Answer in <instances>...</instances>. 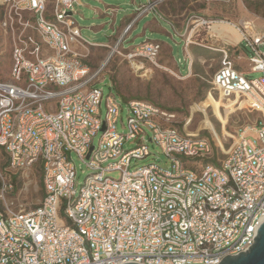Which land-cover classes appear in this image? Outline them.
<instances>
[{
  "label": "built area",
  "instance_id": "2783aa9c",
  "mask_svg": "<svg viewBox=\"0 0 264 264\" xmlns=\"http://www.w3.org/2000/svg\"><path fill=\"white\" fill-rule=\"evenodd\" d=\"M77 2L0 0L12 41L10 79L0 80V264H219L249 250L264 215V121L216 164L210 138L182 132L176 112L153 102L128 100L120 133L124 100L108 94L102 119L99 70L86 62L96 43L74 18ZM157 7L149 0L137 18ZM234 25L241 38L234 51L231 42L219 49L212 86L224 98L245 96L264 117V30L251 20ZM161 47L147 40L135 56L154 61ZM147 129L171 168L130 170L151 154ZM128 140L137 145L125 148ZM72 153L91 171L80 187ZM37 166L41 203L15 206L17 174Z\"/></svg>",
  "mask_w": 264,
  "mask_h": 264
},
{
  "label": "rangeland",
  "instance_id": "374dc122",
  "mask_svg": "<svg viewBox=\"0 0 264 264\" xmlns=\"http://www.w3.org/2000/svg\"><path fill=\"white\" fill-rule=\"evenodd\" d=\"M156 1L157 10L138 18L139 7L149 0H80L74 5V18L83 37L96 43L89 47L86 62L93 71L99 70L94 82L104 91L102 119L107 111L106 96L111 93L120 100L154 102L176 112L175 125L182 132L210 138L214 157L221 160L240 134L246 129L251 132L250 128L263 122L264 117L245 96L224 99L213 88V76L223 58L219 49L228 42L213 26L220 21L243 24L251 20L264 30V0ZM2 19L0 6V80H8L12 41L1 26ZM147 40L161 42L160 53L154 61L135 56V46ZM236 42H231L232 51ZM242 49L249 55L247 49ZM238 63L240 69L248 72L247 61ZM249 75L259 77L262 72ZM123 106L117 125L120 133L127 132L122 123L127 122V101L124 100ZM147 132L146 143L151 154L134 161L130 170L150 163L171 168V160L150 140L151 132ZM101 135L99 132L94 137L95 145ZM136 145L137 140H128L125 148ZM72 159L80 187L91 171L76 153H72ZM26 174L29 176L17 174L13 200L15 206L32 209L43 198L41 168L37 166ZM107 175L119 179L121 172L112 171ZM24 184L27 187L23 188Z\"/></svg>",
  "mask_w": 264,
  "mask_h": 264
},
{
  "label": "water",
  "instance_id": "95a60500",
  "mask_svg": "<svg viewBox=\"0 0 264 264\" xmlns=\"http://www.w3.org/2000/svg\"><path fill=\"white\" fill-rule=\"evenodd\" d=\"M105 126L103 127V130ZM93 146L90 148L88 157L90 156ZM253 237L254 243L249 250L241 252L238 255L226 256L219 264H264V215H261L255 227ZM125 264H141L137 262H128Z\"/></svg>",
  "mask_w": 264,
  "mask_h": 264
},
{
  "label": "bare ground",
  "instance_id": "6f19581e",
  "mask_svg": "<svg viewBox=\"0 0 264 264\" xmlns=\"http://www.w3.org/2000/svg\"><path fill=\"white\" fill-rule=\"evenodd\" d=\"M213 28H215L216 32L221 37H223L225 41H228V42L237 41L238 42L241 38V35L239 31L236 29L235 25L230 22H227V21L216 22ZM221 98H224V97H221ZM227 98H230V97H227ZM227 98H224V99H227Z\"/></svg>",
  "mask_w": 264,
  "mask_h": 264
},
{
  "label": "trees",
  "instance_id": "16d2710c",
  "mask_svg": "<svg viewBox=\"0 0 264 264\" xmlns=\"http://www.w3.org/2000/svg\"><path fill=\"white\" fill-rule=\"evenodd\" d=\"M125 101H128V100H131V99H125V98H123ZM144 101H146V100H144ZM149 102H151V101H149ZM154 103V102H153ZM156 104V103H155ZM159 105V104H158ZM161 107H163V108H165L164 106H162V105H160ZM167 109V108H166ZM209 162H212V163H214V164H216V163H219L220 162V159L218 158V157H214V159L213 160H210ZM42 185H43V183H42Z\"/></svg>",
  "mask_w": 264,
  "mask_h": 264
}]
</instances>
